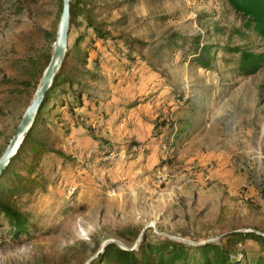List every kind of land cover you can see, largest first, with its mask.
I'll use <instances>...</instances> for the list:
<instances>
[{"label": "rangeland", "instance_id": "1", "mask_svg": "<svg viewBox=\"0 0 264 264\" xmlns=\"http://www.w3.org/2000/svg\"><path fill=\"white\" fill-rule=\"evenodd\" d=\"M89 2L96 22L137 44L138 60L115 65L118 54L97 41L102 79L91 84L100 100L84 95L93 113L84 122L64 107L44 123L55 148L38 165L44 181L11 198L36 227L18 237L1 228L0 264H62L74 244L64 264H85L107 241L135 245L132 234L121 236L128 226L194 244L232 229L264 230V66L239 76L238 53L224 46L243 43L234 33L242 18L227 0ZM61 5L39 0L0 13V73L14 72L15 60L52 56L53 38L26 32L58 29ZM82 30L84 15L70 24L71 44ZM196 37L212 44L209 65L195 58ZM96 54L91 48L88 66ZM31 100L0 102V155ZM132 100L139 103L126 109ZM236 246L257 248L253 240Z\"/></svg>", "mask_w": 264, "mask_h": 264}, {"label": "trees", "instance_id": "2", "mask_svg": "<svg viewBox=\"0 0 264 264\" xmlns=\"http://www.w3.org/2000/svg\"><path fill=\"white\" fill-rule=\"evenodd\" d=\"M38 1L0 0V13H18ZM227 2L243 21L242 26L234 31L241 37L243 43L234 46L224 45L238 53L234 71L239 76L256 73L264 66V49H258L264 46V0H227ZM61 3L62 14L63 0ZM94 6L95 4L91 5L89 0H71L70 24L77 16L84 15L87 30L79 31L72 44L69 41L65 59L55 74L52 85L45 93L33 125L10 163L0 174V233L2 227H7V231L13 237H18L36 227L29 212L21 210L11 198L33 190L44 181L43 177L39 176L38 165L50 150L55 149L43 134L46 129L44 123L54 121V117H60L64 107H67L81 122H84L85 118L92 117L91 106L85 104L84 95L95 100V103L100 100L98 87L91 84L102 79L100 72L102 56L97 48V41L102 40L118 54L117 60H113L115 65L131 67L138 60L132 52L137 44L132 43L126 36L112 34L100 22H96L95 13L92 12ZM26 33L31 37L53 38L55 41L57 28L47 30L35 26ZM175 39L173 41H176ZM194 41L200 46V51L194 53L195 58H200L205 65H209L212 58L211 42L201 44L199 37ZM167 45L172 46V41ZM91 48L97 51L93 56L94 67L88 66ZM202 54H206L207 57ZM50 59L51 55L46 59L34 56L25 64L15 60L14 72L0 73V102L16 103L20 98L27 96H30L31 100ZM66 83H69L70 87H66ZM63 94H68L69 99L64 98ZM137 103L139 100H132L124 103V107L129 109ZM101 116L107 117V113L101 111ZM99 147L103 151L106 147H110V142L100 143ZM141 231L138 226H128L123 228L121 236L127 237L130 233L137 240ZM247 240H253L257 248L236 246L237 243H246ZM74 248L75 244L68 246L61 255L62 264L67 262ZM85 264H264V230L232 229L225 232L219 240L208 239L197 244L168 237L149 238L147 235L143 236L137 245H122L111 240L102 244Z\"/></svg>", "mask_w": 264, "mask_h": 264}, {"label": "water", "instance_id": "3", "mask_svg": "<svg viewBox=\"0 0 264 264\" xmlns=\"http://www.w3.org/2000/svg\"><path fill=\"white\" fill-rule=\"evenodd\" d=\"M70 4H71V0H63V10H62L59 26L57 29L56 40L54 42V48L51 59L41 76V79L34 93V96L30 104L28 105L25 113L23 114L15 133L11 137L3 154L0 157V174L4 170V168L10 163V161L16 154L19 146L21 145L23 139L25 138V135L33 125L36 115L43 101V98L45 96V93L48 90V88L52 85L54 76L61 67L65 59L69 45L70 9H71ZM145 229L146 228H144L141 231L135 245H137L142 239ZM177 238L188 240L184 237H177Z\"/></svg>", "mask_w": 264, "mask_h": 264}]
</instances>
